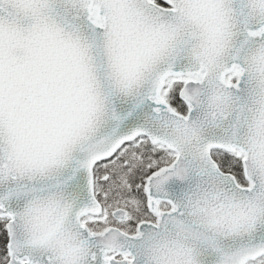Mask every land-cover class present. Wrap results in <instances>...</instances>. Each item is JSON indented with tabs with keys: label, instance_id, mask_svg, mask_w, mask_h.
<instances>
[{
	"label": "snow or ice",
	"instance_id": "obj_1",
	"mask_svg": "<svg viewBox=\"0 0 264 264\" xmlns=\"http://www.w3.org/2000/svg\"><path fill=\"white\" fill-rule=\"evenodd\" d=\"M0 264H264V0H0Z\"/></svg>",
	"mask_w": 264,
	"mask_h": 264
}]
</instances>
